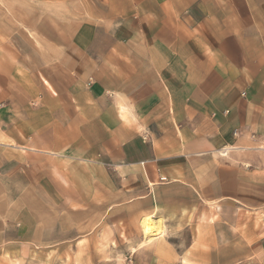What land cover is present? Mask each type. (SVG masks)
Here are the masks:
<instances>
[{
	"label": "crops",
	"instance_id": "0c3cea01",
	"mask_svg": "<svg viewBox=\"0 0 264 264\" xmlns=\"http://www.w3.org/2000/svg\"><path fill=\"white\" fill-rule=\"evenodd\" d=\"M69 250L264 264V0L0 8V254Z\"/></svg>",
	"mask_w": 264,
	"mask_h": 264
},
{
	"label": "rangeland",
	"instance_id": "374dc122",
	"mask_svg": "<svg viewBox=\"0 0 264 264\" xmlns=\"http://www.w3.org/2000/svg\"><path fill=\"white\" fill-rule=\"evenodd\" d=\"M33 1H47V0H0V8L3 13H5L8 18L13 17V5H20L26 2ZM152 215L147 216L146 218ZM146 220V219H145ZM153 227V222L147 220L144 222V234L146 242L148 243L151 239V235L146 233V229ZM163 236V235H162ZM100 239V238H99ZM101 241L98 242L100 244ZM89 245L87 249H89ZM49 256V254H47ZM53 257V254H50ZM51 260V258H50ZM53 260V259H52ZM55 264H104V262H112L111 264H118L120 261V254L117 253H106L100 251H87V252H78L74 250H69L60 254H54ZM0 264H17L13 256H9L7 253L3 252L0 254Z\"/></svg>",
	"mask_w": 264,
	"mask_h": 264
},
{
	"label": "bare ground",
	"instance_id": "6f19581e",
	"mask_svg": "<svg viewBox=\"0 0 264 264\" xmlns=\"http://www.w3.org/2000/svg\"><path fill=\"white\" fill-rule=\"evenodd\" d=\"M222 155H224V153H222ZM146 233L151 235V239L149 240V242L161 237L164 234V227L162 226V222L160 220L157 221L153 225V227H151L150 229H146Z\"/></svg>",
	"mask_w": 264,
	"mask_h": 264
}]
</instances>
